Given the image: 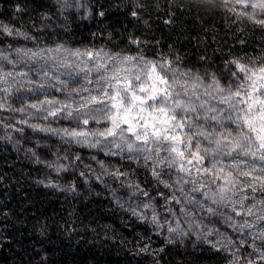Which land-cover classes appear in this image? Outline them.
<instances>
[{"label": "trees", "instance_id": "obj_1", "mask_svg": "<svg viewBox=\"0 0 264 264\" xmlns=\"http://www.w3.org/2000/svg\"><path fill=\"white\" fill-rule=\"evenodd\" d=\"M233 7L236 11H229ZM241 11L262 18L259 9H244L234 0L227 4L225 0H0V24L13 30V35L0 30V51L11 57L16 48L65 46L165 58L174 62L173 67L205 80L215 74L227 86L233 82L229 69L235 68L229 61L264 59V27L239 15ZM224 162L230 164L229 159ZM136 163L129 170L130 183L148 195L162 189L161 180H172L170 169L162 170L158 180L146 165ZM30 172L27 159L3 140L0 126V264H229L233 260L210 248L172 244L150 217L100 193L41 189L31 181ZM254 221L255 217L249 222ZM261 227L264 222H257L256 228ZM254 242L261 245L259 239L245 240L239 264L257 259L249 247Z\"/></svg>", "mask_w": 264, "mask_h": 264}, {"label": "snow or ice", "instance_id": "obj_2", "mask_svg": "<svg viewBox=\"0 0 264 264\" xmlns=\"http://www.w3.org/2000/svg\"><path fill=\"white\" fill-rule=\"evenodd\" d=\"M229 2L230 0H225L226 4ZM235 4L242 5L244 9H259L262 17L260 19H257L254 13L250 14L247 11L238 14L247 16L255 24L264 27V0H235ZM138 6L143 7V5ZM229 11L236 9L233 7ZM132 15L136 16L137 12L133 11ZM0 30L13 35V30L6 25L0 24ZM17 35L28 38L24 33ZM62 47L47 51L59 52ZM14 51L17 60L9 59L8 55L0 51V61H7L13 67L24 64L29 71L42 73L43 76L49 75L47 60L44 59L45 50L34 52L31 49L16 48ZM70 55L86 56L90 61L100 58V53L93 51L76 50ZM40 60H44V63H40ZM109 60L112 62L111 65L97 62L91 68L81 69L86 73L95 71L97 75L95 88L73 89L77 94L80 91L89 93L88 96L81 97L75 109H72L70 104H63L61 108L49 109L48 114L56 116L59 112L67 110L65 118H73L78 122L82 120L84 125H87L89 120L97 123L101 120L107 121L109 127L92 134L105 139L112 137L114 138L112 143L115 147L121 148V151L124 150L122 147L124 145L129 153L141 154L146 166L149 161L152 162V174L158 180L163 168L183 173L188 177H191L193 172L197 176L211 177L209 184L216 187L214 189L209 187V191L203 192L202 195L215 207L209 206L206 211L210 216L219 215L223 222L236 232L253 229L256 224L247 219L236 222L234 216H254L257 222H264V59L249 62H241L239 59L229 61L230 64L235 65L234 69H229V74L235 82L227 86H222L215 74L212 75L211 84L203 85L201 76L191 73L190 70L181 71L178 67H173V61L165 58L149 60L143 56L113 55ZM0 74H2L0 84L6 82V77L13 76V72H4L2 67ZM18 74L27 76V72ZM84 78L88 84L93 83L87 75ZM56 79L59 80V77ZM60 83L67 86V81ZM201 86L204 87V96L211 97L212 91L218 93L217 97H211L217 103L213 104L207 99L200 103L193 102V98L200 100L197 90ZM3 90L8 91L6 88ZM41 103L51 105L56 104L57 101L45 100ZM4 106L0 103V108ZM29 107L38 111L43 110L37 104ZM84 109L86 111H82ZM18 111L24 112L25 109L20 108ZM212 122H215V127H209ZM231 125L235 128L232 129ZM30 127L40 131H55L38 128L37 125ZM63 131L73 138H84L78 139L77 143H88L87 131L76 129ZM115 138H119L121 143H116ZM99 143L98 140L90 146L95 147ZM229 158L231 162L226 170L224 161ZM158 167L161 170L158 171ZM218 180L222 183L217 184ZM181 181L192 185L191 192H200L206 187L203 183L197 187V179H184L178 176L176 182ZM161 182L165 187L169 186L166 181L161 180ZM180 191L184 192L182 186ZM257 192L261 193L259 199L255 196ZM235 197L238 199H234ZM246 201L252 203L247 204ZM188 202L203 207L201 201L196 200L195 197ZM257 205H260L259 214ZM148 206L145 205V208ZM228 207H231L234 215H225L219 211ZM153 222L158 227H163L156 216H153ZM168 232L186 235L182 229H179L178 222L177 227H169ZM209 236H218L219 239L208 240ZM248 236L254 241L259 239L261 245L258 246L255 242L249 245L253 252L257 253V259L248 258L247 264L264 261V227L258 232L249 231ZM204 240L218 251L221 248L225 252L235 249L232 251L234 259L229 264H239L241 257L236 255L239 248L228 236L220 233L219 230H210L204 235ZM244 243L245 241H240L241 245ZM251 256L252 253H249L248 257Z\"/></svg>", "mask_w": 264, "mask_h": 264}, {"label": "rangeland", "instance_id": "obj_3", "mask_svg": "<svg viewBox=\"0 0 264 264\" xmlns=\"http://www.w3.org/2000/svg\"><path fill=\"white\" fill-rule=\"evenodd\" d=\"M58 47L33 50L34 52L45 50L44 59L47 60V67L49 68L48 76H43L42 73L37 74L36 71H29L24 64H17L13 67L7 61H0V67L3 68L4 72H13V76L6 77V82L0 84V103L5 105L0 108L2 138L27 159L30 164L31 181L44 190L69 188L74 191L100 193L121 206L130 207L132 211L137 212L141 216L150 217L152 221L153 216H156L159 224L163 225V227L160 228L156 223H152L162 234L167 236L172 244L197 250L210 248L213 251L226 254L228 258L234 259L232 251H235V249L225 252L221 248L218 251L204 240V235L207 234V231L219 230L220 233L232 239L236 247L239 248V252L236 255L243 254L244 244L241 245L240 241H247L248 238H251L248 236V232H258L259 229L255 227V229H245L243 232H236L226 225L219 215L210 216L207 213L206 209L209 206L215 207L202 195L203 192L209 191V187L213 189L216 187V185L209 184L211 177L197 176L195 172H193L191 177H188L183 173H176L174 170H170L172 172V180L170 179L168 187H165L163 183L161 190L151 195H144V193L148 192L132 185L129 171L131 165H136L137 161H140L142 166L145 165L142 155L129 153L124 145H122L124 150L121 151V148L115 147L112 143L114 139L112 137L105 139V137L92 134L109 127L110 125L107 121L101 120L97 123L94 120H89V123L84 125L82 120L78 122L73 118H65L67 110L59 112L56 116L48 114L49 109L61 108L63 104H70L71 108L75 109L78 106L77 102L81 101V97L89 95L85 91H80L77 94L73 89L95 88L97 73L95 71L86 73L81 71V69L91 68L97 62H106L111 65L112 62L109 57L113 55L126 56L99 52L100 58L96 61H90L86 56L70 55L71 52L76 50H80V52L91 51L87 49H74L63 46L59 52L47 51ZM9 59L17 60V54L9 57ZM40 63H44V60H40ZM64 65L68 66L65 67ZM33 66L35 67V65ZM20 72H27V76L19 75L18 73ZM85 75L93 80L92 84L87 83L84 78ZM56 77H59V80ZM60 81H67V86L65 87ZM234 82L233 80L231 83ZM189 83L191 84V81ZM211 83L212 79H203V85ZM5 88L8 91H4L3 89ZM69 93H71L70 96ZM203 93L204 87L201 86L197 90L200 100L193 98V102L200 103L202 100L207 99L213 104L217 103L211 97H217L218 93L212 91L211 97L204 96ZM45 100H54L57 103L51 105L42 104L41 102ZM32 104H37L43 110L38 111L36 108L29 107ZM20 108H24L25 111H18ZM82 111H86V109ZM73 116H76L75 111ZM30 125H37L38 128L53 129L55 131H40L33 129ZM209 127H215V122H212ZM231 128L234 129L235 126L231 125ZM64 129L87 131L89 133L86 137L88 143H77L78 139L83 140L84 138H73L67 135L63 131ZM218 130L223 131V129ZM98 140L100 141L99 144L95 147L90 146V144H95ZM115 140L116 143H121L119 138H115ZM205 163L207 164V162ZM145 167L152 174V162L149 161ZM224 167L226 170L228 169L225 164ZM166 169L163 168V170ZM157 170L161 169L158 167ZM178 176H182L184 179H197V187L201 183L205 184L206 187L201 189L200 192H191V184H184L183 181L180 183L176 182ZM220 183L222 181L218 180L217 184ZM181 186L184 189L183 193L180 191ZM255 196L259 199L261 193L257 192ZM192 197L201 201L203 207L200 204L189 203L188 201ZM234 199H238V197ZM158 201L162 203V208L161 204L157 203ZM246 203L251 204L252 201H246ZM145 205L149 206L145 208ZM259 209L260 205H257L258 214ZM219 211L225 215H234L231 207L227 209L221 208ZM253 217L234 216V219L236 222H243L244 219L250 221ZM177 222L179 223V229H182L186 235L168 232L169 227H177ZM254 224H257V222L255 223L254 221ZM218 239V236L208 237V240L212 241Z\"/></svg>", "mask_w": 264, "mask_h": 264}]
</instances>
